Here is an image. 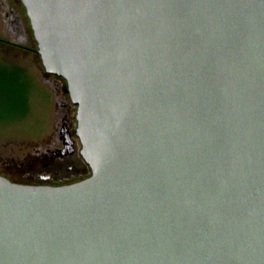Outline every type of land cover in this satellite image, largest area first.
Here are the masks:
<instances>
[{"label":"water","instance_id":"obj_1","mask_svg":"<svg viewBox=\"0 0 264 264\" xmlns=\"http://www.w3.org/2000/svg\"><path fill=\"white\" fill-rule=\"evenodd\" d=\"M91 174H0V264H264V0H21Z\"/></svg>","mask_w":264,"mask_h":264},{"label":"rangeland","instance_id":"obj_2","mask_svg":"<svg viewBox=\"0 0 264 264\" xmlns=\"http://www.w3.org/2000/svg\"><path fill=\"white\" fill-rule=\"evenodd\" d=\"M3 28L0 17V36ZM32 47L0 49V174L22 183H32L38 172L47 173L37 154L56 134L55 91L61 94L56 84L60 82L69 95L67 82L46 72L35 38ZM73 113L76 116L77 107Z\"/></svg>","mask_w":264,"mask_h":264},{"label":"flooded vegetation","instance_id":"obj_3","mask_svg":"<svg viewBox=\"0 0 264 264\" xmlns=\"http://www.w3.org/2000/svg\"><path fill=\"white\" fill-rule=\"evenodd\" d=\"M0 17L4 24V33L0 36L2 51L33 49V31L21 0H0ZM49 81L53 83V78ZM56 88L61 90V94L55 91L58 102L56 134L50 144L37 154V160L47 166L48 171L36 173L31 184L62 185L79 181L91 174L81 154L78 122L73 113L76 106L60 82Z\"/></svg>","mask_w":264,"mask_h":264}]
</instances>
